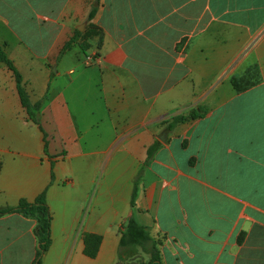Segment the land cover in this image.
I'll use <instances>...</instances> for the list:
<instances>
[{
	"label": "crops",
	"instance_id": "crops-1",
	"mask_svg": "<svg viewBox=\"0 0 264 264\" xmlns=\"http://www.w3.org/2000/svg\"><path fill=\"white\" fill-rule=\"evenodd\" d=\"M81 25L99 34L60 55ZM0 43L41 104L40 129L0 63V208L45 191L41 264H118L130 218L162 264H264V0H0ZM34 226L0 217V264L32 263ZM83 234L101 237L93 259Z\"/></svg>",
	"mask_w": 264,
	"mask_h": 264
},
{
	"label": "trees",
	"instance_id": "trees-1",
	"mask_svg": "<svg viewBox=\"0 0 264 264\" xmlns=\"http://www.w3.org/2000/svg\"><path fill=\"white\" fill-rule=\"evenodd\" d=\"M96 3L99 0H95ZM97 7H93L87 17V22L93 19L96 13ZM99 34V31L96 30L93 26L88 25L84 32H80L75 30L73 36L69 39V41L64 45L61 50L60 55H62L66 50L70 49L73 45H78L82 52L85 53L87 50V44H85V40L87 38L92 37L93 35ZM0 63L4 64L14 75L16 80V87L20 97L21 105L25 108L28 113L29 120L34 124L40 127L39 121V112L41 104H31L29 101L28 95L25 92L22 84V78L20 74L15 69L11 60L7 58L3 51V45L0 43ZM251 74H254L255 81L257 82V69H251L245 76L243 77H235L231 79V84L233 88L237 91H243L252 84H244L250 79H252ZM250 75V76H249ZM202 114L199 112H193L188 116H178L173 118L172 122L169 124L168 128L171 129L177 123H183L190 119L200 118ZM158 144H154L147 150V161L151 158L154 152L157 150ZM45 152H46V135H45ZM142 170L139 171L137 177L135 179V188L133 189L131 195V205H134V198L136 196V185L138 180L141 177ZM9 214H19L25 218L31 219L35 222L34 226V237L36 241V250L35 257L31 264H41V260L43 255L47 252L51 245V214L49 211V207L46 201L45 191L39 194L36 199L32 202H28L25 200L20 201L16 206L12 207H4L0 208V217L9 215ZM101 244V237L99 235L94 234H83V254L93 259L97 256V252L99 250V246ZM160 242L155 240L149 234L147 228L140 226L133 218H130L124 225L123 230L121 232V237L119 241V263L118 264H126L134 255H137V249H139L142 253L147 254L149 256V261L147 263H139V264H162L161 252L159 249Z\"/></svg>",
	"mask_w": 264,
	"mask_h": 264
},
{
	"label": "built area",
	"instance_id": "built-area-1",
	"mask_svg": "<svg viewBox=\"0 0 264 264\" xmlns=\"http://www.w3.org/2000/svg\"><path fill=\"white\" fill-rule=\"evenodd\" d=\"M99 63V56L96 53L87 55L84 59V65L86 67L95 66Z\"/></svg>",
	"mask_w": 264,
	"mask_h": 264
},
{
	"label": "rangeland",
	"instance_id": "rangeland-1",
	"mask_svg": "<svg viewBox=\"0 0 264 264\" xmlns=\"http://www.w3.org/2000/svg\"><path fill=\"white\" fill-rule=\"evenodd\" d=\"M84 32V31H83ZM250 76V75H249ZM255 75L254 74H251V77H252V79H250V81H248V82H246V83H243L242 85H244V84H252V83H254L253 81H255V78H253ZM133 264V263H132Z\"/></svg>",
	"mask_w": 264,
	"mask_h": 264
},
{
	"label": "water",
	"instance_id": "water-1",
	"mask_svg": "<svg viewBox=\"0 0 264 264\" xmlns=\"http://www.w3.org/2000/svg\"><path fill=\"white\" fill-rule=\"evenodd\" d=\"M94 6L96 7L97 4H94ZM76 29H77L78 31L82 32L83 29H84V25H81L80 27H77Z\"/></svg>",
	"mask_w": 264,
	"mask_h": 264
}]
</instances>
